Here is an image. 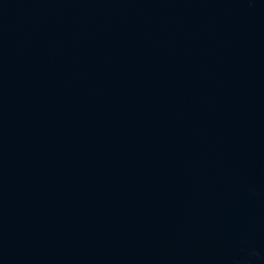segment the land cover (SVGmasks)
Listing matches in <instances>:
<instances>
[{"label": "water", "instance_id": "95a60500", "mask_svg": "<svg viewBox=\"0 0 264 264\" xmlns=\"http://www.w3.org/2000/svg\"><path fill=\"white\" fill-rule=\"evenodd\" d=\"M0 264H264V0H0Z\"/></svg>", "mask_w": 264, "mask_h": 264}]
</instances>
